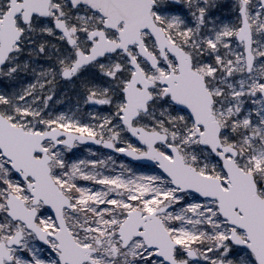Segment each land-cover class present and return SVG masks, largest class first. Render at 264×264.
<instances>
[{
  "label": "snow or ice",
  "instance_id": "snow-or-ice-1",
  "mask_svg": "<svg viewBox=\"0 0 264 264\" xmlns=\"http://www.w3.org/2000/svg\"><path fill=\"white\" fill-rule=\"evenodd\" d=\"M0 264H264V0H0Z\"/></svg>",
  "mask_w": 264,
  "mask_h": 264
},
{
  "label": "rangeland",
  "instance_id": "rangeland-1",
  "mask_svg": "<svg viewBox=\"0 0 264 264\" xmlns=\"http://www.w3.org/2000/svg\"><path fill=\"white\" fill-rule=\"evenodd\" d=\"M222 2H224V0H222Z\"/></svg>",
  "mask_w": 264,
  "mask_h": 264
}]
</instances>
